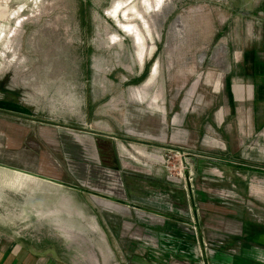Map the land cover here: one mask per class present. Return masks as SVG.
Instances as JSON below:
<instances>
[{
	"label": "rangeland",
	"instance_id": "1",
	"mask_svg": "<svg viewBox=\"0 0 264 264\" xmlns=\"http://www.w3.org/2000/svg\"><path fill=\"white\" fill-rule=\"evenodd\" d=\"M260 60L264 0H0V118L22 132L2 166L40 177L1 205L0 237L131 220L157 264L228 250V219L264 225Z\"/></svg>",
	"mask_w": 264,
	"mask_h": 264
},
{
	"label": "crops",
	"instance_id": "2",
	"mask_svg": "<svg viewBox=\"0 0 264 264\" xmlns=\"http://www.w3.org/2000/svg\"><path fill=\"white\" fill-rule=\"evenodd\" d=\"M257 77L253 84L254 99L258 108L264 109V60L258 61ZM261 67V70H260ZM264 114V112H263ZM13 124L9 126L6 120L0 118V212L1 205L9 202V196H18L23 193L25 183L33 189L30 194L34 201V186L39 183V176L26 175L13 168H8L3 163H8V150L18 152L20 146L18 142L22 137V132L14 129ZM16 128V127H15ZM21 132V135L18 134ZM10 162L19 163L9 159ZM23 176L31 178V182H24ZM255 183V182H253ZM251 183V192L258 197L262 194L259 190L261 184ZM248 195V194H247ZM264 197V196H262ZM63 211H76V206L64 204ZM114 212H121L120 207H111ZM209 212L221 213L224 215H235L236 211L232 208H209ZM120 214H118L119 216ZM7 220L0 216V228L6 227ZM75 223L65 222L64 225H50L49 231H54L60 236V246L52 243L48 246H25L22 242L12 237L3 235L0 237V264H122L126 259L129 264H157L148 258L146 243H137L136 237L131 238V234L137 226L131 220L118 221L123 227H114V231L109 234L105 231L102 222L95 223L91 219L76 220ZM228 225L223 226L224 235L218 236L223 247L226 245L228 250L213 249L208 258L207 264H264V225H258L253 221L228 219ZM241 225V226H240ZM143 226L144 229L147 225ZM212 230L207 231L209 241H214L216 236L215 223L211 225ZM51 229V230H50ZM58 232V233H57ZM124 238L127 242L124 241ZM146 238V237H144ZM182 238V237H181ZM120 243H127L124 252L120 250ZM125 249V247H124ZM176 262L170 264H198L199 256L196 253L178 252L175 255ZM168 260L161 258L159 264H167ZM180 259V260H178ZM149 260V261H148Z\"/></svg>",
	"mask_w": 264,
	"mask_h": 264
},
{
	"label": "bare ground",
	"instance_id": "3",
	"mask_svg": "<svg viewBox=\"0 0 264 264\" xmlns=\"http://www.w3.org/2000/svg\"><path fill=\"white\" fill-rule=\"evenodd\" d=\"M155 15V14H154ZM152 20V19H151ZM153 20H154V18H153ZM218 56H219V54H218Z\"/></svg>",
	"mask_w": 264,
	"mask_h": 264
}]
</instances>
